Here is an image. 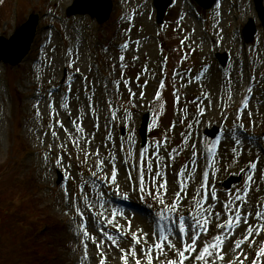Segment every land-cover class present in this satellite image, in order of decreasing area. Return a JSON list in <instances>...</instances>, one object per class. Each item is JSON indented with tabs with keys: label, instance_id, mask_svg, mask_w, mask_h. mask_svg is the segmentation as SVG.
I'll use <instances>...</instances> for the list:
<instances>
[{
	"label": "rangeland",
	"instance_id": "374dc122",
	"mask_svg": "<svg viewBox=\"0 0 264 264\" xmlns=\"http://www.w3.org/2000/svg\"><path fill=\"white\" fill-rule=\"evenodd\" d=\"M72 1L0 0V36L6 39L30 14L39 19L24 61L14 68L0 64V264H100L101 259L124 264L121 249L131 246L132 233L148 234L146 248L154 233L174 227L169 217L198 215L196 192L202 184L218 194L220 203L211 201L216 210L231 200L242 215L252 213L250 223H264L254 215L264 213V30L254 0H218L209 11L191 0H174L159 25L152 0H111V14L101 25L89 16H67ZM250 20L255 38L244 44L242 31ZM215 53L227 54L226 68L218 67ZM76 69L81 73L72 74ZM129 88L137 94L132 103ZM145 113L150 114L148 142L141 147L138 129ZM211 126L220 129L213 140L203 135ZM97 148L100 157L86 155ZM101 158L108 161L103 170L95 167ZM149 164L168 181L167 194L161 190L159 195L166 204H178V213L164 211V220L158 219L162 207L147 195L156 189ZM240 172L242 181L231 190L219 186ZM58 174L62 181L56 184ZM112 193L124 195L135 209L128 216L113 214L104 202ZM111 224L128 235L111 236L106 232ZM246 228L235 221L232 229L207 225V239L216 234L226 239L224 259L216 264H252L264 233L250 238L255 244L245 242L231 251L247 235ZM140 248L137 258L146 264ZM240 251L247 259H236ZM128 264H135L131 255ZM153 264H165V256Z\"/></svg>",
	"mask_w": 264,
	"mask_h": 264
},
{
	"label": "snow or ice",
	"instance_id": "6c2138e0",
	"mask_svg": "<svg viewBox=\"0 0 264 264\" xmlns=\"http://www.w3.org/2000/svg\"><path fill=\"white\" fill-rule=\"evenodd\" d=\"M124 47H127L125 45ZM123 60V57H120ZM76 71H79L77 69ZM161 87H163V83H161ZM117 86V91H118ZM129 95V103H132V98L135 97L137 94L133 92L130 88L128 89ZM144 93H140V97L143 98ZM156 98L159 99V93L156 94ZM178 99V98H177ZM245 107H247V103L245 102ZM113 119H115V114H113ZM59 126L61 129H64V125L62 122H59ZM75 123L74 121H69V124ZM94 127L97 129L99 128L98 124H94ZM67 131V129H64ZM78 131L83 132L84 127L79 126L77 128ZM53 136L56 135L55 132L52 133ZM111 136V133L108 134ZM131 140V137L129 138ZM239 143V141H237ZM90 144V142H89ZM104 147L105 145H101ZM63 147V146H61ZM109 149L111 146H108ZM122 147V145L117 146V150ZM86 155H95L96 157L101 156L100 149L97 148L93 153H86ZM141 156V166L139 168V190L141 193L145 192L144 182H145V175H144V167H143V153H140ZM62 157L58 158V163L62 161ZM111 161L115 160V157H110ZM105 159L101 158L99 163L95 165V167L100 168L103 170L104 165L107 163ZM250 167L252 169L257 168L256 163H251ZM112 176L111 180L114 183L116 180V169L114 164L112 165ZM148 171H152L153 175L156 177V189L155 191H148L147 195L153 197V199L162 207V211H158V219L164 220V211L170 213H178V204H166L165 200L159 195L161 190L167 194V185L168 181L164 177L160 175V172L154 171L152 165L149 164L147 166ZM93 176H96V173H92ZM248 180H252V176L248 177ZM206 184H202L200 190L196 192V196H199L200 199L195 200V207L198 210V215H191L188 214L187 216L183 213H179L176 215L175 219L168 218L169 224L174 225V227L168 228H161L159 232L154 233L153 235L156 239L153 240L152 244L148 247H143V245L148 244V234L143 233V230H139V233H132L131 235V246L125 251V254L122 257L124 260V264H128V256L131 255L135 259V264H141V260L137 258V245H141L140 251L143 253L146 264H153L154 259H160V256H165V264H216L217 260L223 261L225 253L222 252L225 244L226 239L222 238L220 234H216L211 240L207 239V225L211 224L214 228L224 229L225 227L232 229L233 222L235 221L236 225H240L243 223L247 226L246 232L247 235L244 236L243 240L236 241L234 243V247L231 249L233 253H236L237 249L242 248V244L245 242H249L250 244H255L254 240H250L253 235L259 236L261 233H264V223H261L259 227L255 226V223H250L248 221V215H252V213H245L244 215L241 214V211L238 209L240 205H237L234 209L232 207V201L229 200L227 203L221 204L220 210H216V205L211 203V201H216L220 203L218 194L213 190H207ZM181 191H185L181 188ZM176 199H180V192L176 193ZM227 199V197L225 198ZM235 199L237 201H241L243 203H247V200H244L241 196L236 195ZM201 200L204 203H201ZM227 210L228 212L232 213L231 216L225 217L223 216V212ZM254 215L258 218L264 219V213L255 212ZM201 220L203 221L201 223ZM223 221V222H221ZM86 225L85 227H88ZM129 231H131V222H128ZM115 229L117 232H121V226L115 225ZM142 233V235L140 234ZM85 235H89L87 231L84 233ZM123 235V233H122ZM172 236L176 237V241L179 242V247L177 246V242L171 239ZM109 240H112L113 243H116L115 239L111 236L107 237ZM93 243L96 247L100 248V242H98L95 238H93ZM165 249L170 250L174 256L173 258H168L165 252ZM153 252H157L158 255L153 257ZM241 256H244V259H247V255L240 251L236 254V259L239 260ZM255 257L252 261V264H264V245H261L259 251L255 254ZM100 264H105V260L101 259ZM229 264H233L232 261ZM240 264H244L243 260H240Z\"/></svg>",
	"mask_w": 264,
	"mask_h": 264
},
{
	"label": "water",
	"instance_id": "95a60500",
	"mask_svg": "<svg viewBox=\"0 0 264 264\" xmlns=\"http://www.w3.org/2000/svg\"><path fill=\"white\" fill-rule=\"evenodd\" d=\"M197 5L204 9H210L216 0H193ZM172 0H154V6L157 10V22L162 23L163 17ZM255 10L264 27V8L262 0H254ZM111 0H75L67 10V15L73 16L77 14L89 15L96 19L99 24L108 20L111 13ZM38 23L36 15H31L28 21L17 29L9 40L0 37V62L16 66L28 54L30 46L35 36V30ZM255 34V27L250 21L244 29L245 42H250ZM221 64L225 65L227 61L226 54L218 55ZM149 123V114H145L142 118L140 127V136L142 145L145 144L147 138V127ZM210 137H215L217 129L213 128L206 132ZM58 183L61 181V175L58 176ZM239 182V178L230 177L222 185L229 189L232 184Z\"/></svg>",
	"mask_w": 264,
	"mask_h": 264
},
{
	"label": "bare ground",
	"instance_id": "6f19581e",
	"mask_svg": "<svg viewBox=\"0 0 264 264\" xmlns=\"http://www.w3.org/2000/svg\"><path fill=\"white\" fill-rule=\"evenodd\" d=\"M149 37V36H148ZM147 38V37H145ZM138 43H140L139 41H137ZM143 42V41H142ZM77 70V69H76ZM76 70H73L72 74H80L81 71H76ZM167 80V78H166ZM142 85H144L145 87H148V89L151 87L150 84L148 83H143ZM54 88L55 87H50V91L53 92L54 91ZM98 91H100L101 93H99V96L102 100H105V90L103 89V87H101L99 85L98 87ZM143 99V98H142ZM104 102V101H103ZM80 133V131H78ZM88 153H93L92 150H88ZM89 156V155H87ZM157 161H159V157H156L155 158ZM194 160L192 158H190V162L192 163ZM183 169V168H182ZM182 169H179L177 171V174L182 170ZM191 173V172H190ZM192 176L195 177V172H192ZM59 178V177H58ZM124 195H119V194H114L112 193V195H110L107 199V201L105 200L104 202L106 203V206L107 208L115 215H124V216H128L129 213L128 211L132 210V209H135V207L126 199L123 197ZM111 204V205H110ZM109 211V213H110ZM114 217V215H113ZM103 226H107L109 224V221L107 222H102ZM124 230L121 229V232H117L116 229H115V226L114 225H109V229H107L106 232H109L111 236L113 237H124V236H127L128 234L126 232H123ZM105 232V234L107 235V233ZM123 233V235H122ZM34 263V262H32ZM30 263V264H32Z\"/></svg>",
	"mask_w": 264,
	"mask_h": 264
},
{
	"label": "trees",
	"instance_id": "16d2710c",
	"mask_svg": "<svg viewBox=\"0 0 264 264\" xmlns=\"http://www.w3.org/2000/svg\"><path fill=\"white\" fill-rule=\"evenodd\" d=\"M14 226V225H13Z\"/></svg>",
	"mask_w": 264,
	"mask_h": 264
}]
</instances>
